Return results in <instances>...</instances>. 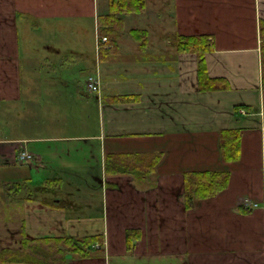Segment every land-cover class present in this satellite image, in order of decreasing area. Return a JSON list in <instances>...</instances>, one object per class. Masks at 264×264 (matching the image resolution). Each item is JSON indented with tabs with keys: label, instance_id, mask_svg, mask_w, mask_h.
<instances>
[{
	"label": "crops",
	"instance_id": "obj_1",
	"mask_svg": "<svg viewBox=\"0 0 264 264\" xmlns=\"http://www.w3.org/2000/svg\"><path fill=\"white\" fill-rule=\"evenodd\" d=\"M110 1L0 0V250L19 248L24 224L29 238L102 235L92 255L68 253L67 264H264V0H142L138 11L117 14L121 25L103 26L98 18L109 14ZM162 17H172L176 39L165 53L156 52ZM90 20L98 32L86 43ZM56 27L75 39L51 41ZM180 35L206 37L208 75L229 88L199 90L197 56L177 50ZM84 47L99 59L90 74L99 75L97 100L86 103L97 109L98 132L55 135L49 112L64 110L67 86L50 84L59 78L49 65ZM33 111L42 116L39 126ZM225 129L240 131L236 161L222 157ZM75 140L97 142L96 164L73 156L66 142ZM22 151L30 161L18 159ZM110 153L121 155L122 174L106 172ZM94 167L100 187L89 179ZM205 169L228 171V185L186 206L184 172ZM33 170L46 181L34 185ZM85 180L90 185L77 183Z\"/></svg>",
	"mask_w": 264,
	"mask_h": 264
},
{
	"label": "trees",
	"instance_id": "obj_2",
	"mask_svg": "<svg viewBox=\"0 0 264 264\" xmlns=\"http://www.w3.org/2000/svg\"><path fill=\"white\" fill-rule=\"evenodd\" d=\"M142 7V0H111L110 12L99 16L100 23H117L121 25V18L117 14L136 12ZM260 54L262 86L264 87V23H260ZM106 27L103 28L105 33ZM131 34L138 35L136 29L131 30ZM140 45L143 39L140 38ZM206 37L204 35H180L177 40V50L179 52H194L197 56V79L199 90L227 89V81L219 78H211L206 69L205 55L208 51ZM127 98V96H123ZM123 97H113L122 99ZM220 148L225 161H236L240 155V131L238 129H225L219 131ZM120 154H106L105 170L108 174H122L124 168L120 161ZM159 155H156V164ZM230 174L226 170H186L183 174V186L185 204L189 206L194 200L210 198L222 191L228 185ZM24 224L20 229L19 248H4L0 250V263L23 262L25 264H67L66 254L70 253L79 257H87L93 254L94 244L102 242L101 234L84 236L65 235H42L39 237H27ZM132 232H127V240L131 238ZM98 247V246H97Z\"/></svg>",
	"mask_w": 264,
	"mask_h": 264
},
{
	"label": "rangeland",
	"instance_id": "obj_3",
	"mask_svg": "<svg viewBox=\"0 0 264 264\" xmlns=\"http://www.w3.org/2000/svg\"><path fill=\"white\" fill-rule=\"evenodd\" d=\"M100 9H102L100 7ZM172 18V17H171ZM169 17H162L161 19V27L163 28V33H160V30L156 34L157 38L156 41H158V44H161L160 48H156V52H170L174 50L176 39L172 36L171 30L168 28L172 23V19ZM139 19L133 20L130 24H136L135 22H138ZM101 24V23H100ZM156 25H158L156 23ZM87 31L83 32L82 34V40H85L86 43H90L92 40H94V35L97 33V29H95L94 21L90 20L87 22ZM160 27V26H159ZM157 32V31H156ZM100 33V32H99ZM48 38H50L51 41L56 42H67L68 39H75L73 35H70V33H63L57 27L55 30L50 29L49 35H47ZM81 38V37H80ZM63 39H67L65 41H62ZM164 40V43H161V40ZM170 41V42H168ZM156 45V44H155ZM68 48V47H66ZM65 47L64 49L67 50ZM81 52L83 53H75L74 56L66 57V58H54L53 62H50L49 65L50 71H53L55 73H58V80L55 78L50 81V84H54V86H61L62 81L67 86L66 92H65V105L64 110L59 112H49L50 115L53 118V122L55 123V129L58 130L55 133V135H95L98 132V114L97 109L94 107H88L86 103L94 99L97 100V94L95 92H89L86 88V79L90 74H94L96 65L99 64V59L97 57L94 58L93 53H89L88 47H84ZM167 54V53H166ZM165 57V56H164ZM163 57V58H164ZM166 59V58H165ZM163 62H166L162 59L156 60L157 67H161L160 70H166L167 64H163ZM56 75V74H54ZM163 75V74H162ZM160 72L157 71L156 76L163 78ZM63 78V80H62ZM111 75L105 76L103 75V79L105 81L109 82L112 79ZM164 80V79H163ZM157 84H162L161 80L158 82L156 78ZM65 87V86H64ZM79 92V109H77L76 104V93ZM72 95L75 97L74 105H72ZM60 98L59 96H50V100L52 98ZM70 98V99H69ZM70 103V104H69ZM92 104V102H91ZM74 107V109H72ZM32 115V121L34 125H40V122L43 121L42 116L40 112H32L30 113ZM39 136H41V133H37ZM45 133L47 131H44ZM22 133V130H18L16 135H20ZM48 134V133H46ZM50 134V133H49ZM53 134V133H52ZM71 143L72 147H74V151L72 152L74 157H80V159L86 160L87 158L90 159L91 162L96 164L97 162V142L94 140H89L87 143H85L83 140L80 141H73V142H66ZM79 143V144H78ZM89 155V157L87 156ZM32 183L35 184H42L46 181L45 176H43L41 173H37L35 170L32 171ZM90 178L94 181V186L100 187L101 186V176L99 175V170L97 167L92 168L91 173L89 174ZM92 177V178H91ZM65 180H68L65 179ZM81 185H90L89 181H79L77 182ZM86 195V194H85ZM84 196V195H81ZM90 230V229H89ZM94 230V229H93ZM1 246H5V243H2Z\"/></svg>",
	"mask_w": 264,
	"mask_h": 264
},
{
	"label": "built area",
	"instance_id": "obj_4",
	"mask_svg": "<svg viewBox=\"0 0 264 264\" xmlns=\"http://www.w3.org/2000/svg\"><path fill=\"white\" fill-rule=\"evenodd\" d=\"M107 37L106 36H101L100 37V41L103 42V43H106L107 42ZM100 79H99V75L98 73H96L95 75H89L87 80H86V87L88 89V91L90 92H98L99 91V88H100ZM244 112V111H242ZM31 154L28 153L27 151H22V152H19L18 154V159L20 161H30L31 159ZM98 245V244H96Z\"/></svg>",
	"mask_w": 264,
	"mask_h": 264
}]
</instances>
